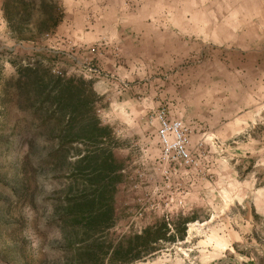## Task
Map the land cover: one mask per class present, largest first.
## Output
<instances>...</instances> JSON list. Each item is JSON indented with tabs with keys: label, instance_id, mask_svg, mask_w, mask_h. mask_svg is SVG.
Instances as JSON below:
<instances>
[{
	"label": "rangeland",
	"instance_id": "obj_1",
	"mask_svg": "<svg viewBox=\"0 0 264 264\" xmlns=\"http://www.w3.org/2000/svg\"><path fill=\"white\" fill-rule=\"evenodd\" d=\"M3 1L0 264H70L71 241L87 239L67 213L89 176L75 149L93 145L67 139L47 69L91 81L121 165L113 225L92 241L191 216L183 238L170 227L129 264H264V0H58L57 25L33 40L16 38ZM24 2L17 17L45 16ZM23 56L42 60L19 78ZM161 113L181 122L186 159L159 140Z\"/></svg>",
	"mask_w": 264,
	"mask_h": 264
},
{
	"label": "trees",
	"instance_id": "obj_2",
	"mask_svg": "<svg viewBox=\"0 0 264 264\" xmlns=\"http://www.w3.org/2000/svg\"><path fill=\"white\" fill-rule=\"evenodd\" d=\"M8 4L4 0L2 9L7 26L16 33L18 40H33L43 34L51 32L59 21L58 0H38L40 9H46L45 16L35 22L30 21L29 9L24 20L17 17L19 5L27 6L24 0H13ZM34 6V1H31ZM17 58V57H16ZM26 56L17 58L14 66L19 78L33 75L38 70L41 58H35L32 64L21 63ZM48 81L43 86L52 84L46 95L53 112L65 120V134L69 141L92 143V148L75 149L80 161H87L89 176L83 180V189L74 193L68 200L67 215L77 223L84 225L86 240L71 241L69 250L72 252L70 264H129L136 259L147 256L161 248L159 239H174V235H167L170 227L178 230L183 238L186 222L194 217H186L179 230L171 221L159 219L155 223L145 226L139 234H132L118 241H92L91 236L104 233L114 222L115 193L121 181V165L113 149V135L108 125H103L95 113L96 94L91 81L78 75L64 76L46 70ZM47 83V84H46ZM74 150V149H73ZM93 162V165H91ZM90 192L89 194L87 192ZM170 242V241H165Z\"/></svg>",
	"mask_w": 264,
	"mask_h": 264
},
{
	"label": "built area",
	"instance_id": "obj_3",
	"mask_svg": "<svg viewBox=\"0 0 264 264\" xmlns=\"http://www.w3.org/2000/svg\"><path fill=\"white\" fill-rule=\"evenodd\" d=\"M157 135L159 140L165 145H168L172 140L177 156L181 159L187 158L188 155L184 147L185 137L181 130L180 121L169 122L162 113L159 114Z\"/></svg>",
	"mask_w": 264,
	"mask_h": 264
}]
</instances>
